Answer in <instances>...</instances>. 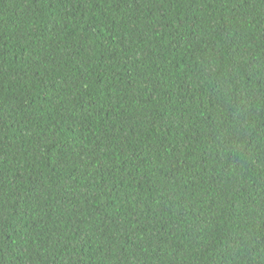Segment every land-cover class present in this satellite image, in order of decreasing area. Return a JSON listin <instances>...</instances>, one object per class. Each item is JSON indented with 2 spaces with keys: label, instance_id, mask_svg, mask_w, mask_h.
Segmentation results:
<instances>
[{
  "label": "trees",
  "instance_id": "obj_1",
  "mask_svg": "<svg viewBox=\"0 0 264 264\" xmlns=\"http://www.w3.org/2000/svg\"><path fill=\"white\" fill-rule=\"evenodd\" d=\"M0 264H264V0H0Z\"/></svg>",
  "mask_w": 264,
  "mask_h": 264
}]
</instances>
